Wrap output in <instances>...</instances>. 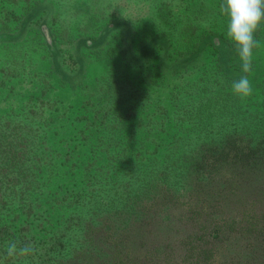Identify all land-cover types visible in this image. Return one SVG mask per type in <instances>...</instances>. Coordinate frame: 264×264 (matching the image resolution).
I'll return each mask as SVG.
<instances>
[{
    "label": "trees",
    "instance_id": "1",
    "mask_svg": "<svg viewBox=\"0 0 264 264\" xmlns=\"http://www.w3.org/2000/svg\"><path fill=\"white\" fill-rule=\"evenodd\" d=\"M58 1L0 0V47L36 32L52 91L72 99L32 91L17 108L24 83L0 73V264H264V51L253 55L247 98L232 93L245 74L217 27L176 51L181 70L164 64L169 42L157 33L153 50L164 53L141 88L109 73L83 86L86 61L73 54L66 71L57 60L48 16ZM207 47L211 61L194 75L188 65ZM13 241L34 252L6 259Z\"/></svg>",
    "mask_w": 264,
    "mask_h": 264
},
{
    "label": "rangeland",
    "instance_id": "2",
    "mask_svg": "<svg viewBox=\"0 0 264 264\" xmlns=\"http://www.w3.org/2000/svg\"><path fill=\"white\" fill-rule=\"evenodd\" d=\"M220 3L221 0H60L56 2L52 14L48 16V26L56 39V48L60 51L57 60L64 70L69 71V67L72 66L73 54L79 63L83 64V60L86 61L83 86L96 77L103 78L109 73L125 87L135 85L141 88L142 79L153 78L150 67L157 64L159 56L164 53L165 48L162 47L153 50L156 39L160 38L157 33H165L169 42L167 50L169 57L165 59L164 64H167L169 69L181 70L186 62L185 59L174 60L176 51L183 49L189 51L204 29L212 32V29L217 27L216 31H226V24L222 22L226 19L221 18ZM188 5V9L184 8ZM41 18L43 16L40 15L36 22ZM117 20L130 23L132 33L127 38L119 31H112L114 28L112 23L108 25L109 31L104 27L107 22ZM35 33H30L20 45L0 47V73L7 67V73L16 76L11 80L7 78L9 84L24 83L25 86L17 89L19 94L17 108L25 105L32 91L38 94L43 90L45 101L70 99L63 90L55 93L52 91L51 78L54 76L50 71L51 58L40 36ZM79 40L86 41L76 50L77 47L73 44ZM124 40L132 48L130 46L124 48ZM142 40L146 43L139 49ZM109 48L112 51L106 52ZM210 51L211 48L207 47L205 54L194 66L193 63L188 65V69L192 70L194 75L211 61ZM228 51L236 52L234 48H229ZM262 51L264 37L261 38L260 46L253 55ZM125 55L129 62L150 61L140 66L137 64L130 66ZM3 76L7 74L4 72ZM186 79L184 76L182 81ZM168 82L169 87L174 84V80Z\"/></svg>",
    "mask_w": 264,
    "mask_h": 264
},
{
    "label": "clouds",
    "instance_id": "3",
    "mask_svg": "<svg viewBox=\"0 0 264 264\" xmlns=\"http://www.w3.org/2000/svg\"><path fill=\"white\" fill-rule=\"evenodd\" d=\"M220 13L226 17V38L236 50L245 74L232 82L231 90L237 97L247 98L253 91L247 74L252 72L253 51L260 46L255 34L264 24V0H221ZM33 252L32 245L18 247L13 241L7 245L5 258L26 257Z\"/></svg>",
    "mask_w": 264,
    "mask_h": 264
}]
</instances>
